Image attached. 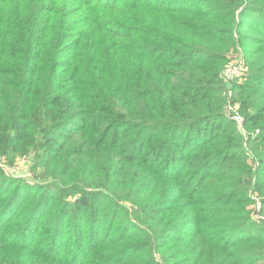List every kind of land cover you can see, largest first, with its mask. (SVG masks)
I'll return each instance as SVG.
<instances>
[{
    "label": "trees",
    "instance_id": "16d2710c",
    "mask_svg": "<svg viewBox=\"0 0 264 264\" xmlns=\"http://www.w3.org/2000/svg\"><path fill=\"white\" fill-rule=\"evenodd\" d=\"M158 1L0 0V158L15 154L23 141L24 153H32L45 173L35 176L50 178L30 184L1 174L0 168V259L8 249L33 251L38 245L50 260L69 253L70 264H83L75 261L77 251L87 260L114 233L143 237L153 253L185 228L186 213L206 212L186 198L204 199V189L212 187L207 167L234 145L221 138L229 131L241 138L225 113L228 90L242 95L246 132L258 131L257 165L234 184L230 171L221 173L222 197L259 201L255 227L245 235L239 231L237 238L264 240V36L241 27L264 31V0ZM184 14L191 18L187 23ZM181 24L189 31L183 33ZM196 34L223 45L215 50ZM238 40L254 47L242 51L248 57L246 72L228 88L218 60ZM105 150L127 159L143 153L168 172L157 171L163 183L154 192L160 203L167 199L165 221L159 220L164 210H157L156 199L130 186L128 194L113 182L112 166L101 167V177L77 179L79 164L57 171L56 159L49 160L52 152L58 157L75 152L84 171L95 172V158ZM233 228L223 225L213 239ZM209 246V257H215L220 247ZM167 251H160L157 264H169Z\"/></svg>",
    "mask_w": 264,
    "mask_h": 264
},
{
    "label": "rangeland",
    "instance_id": "374dc122",
    "mask_svg": "<svg viewBox=\"0 0 264 264\" xmlns=\"http://www.w3.org/2000/svg\"><path fill=\"white\" fill-rule=\"evenodd\" d=\"M169 1L170 0H161L158 1V3L169 5L173 4V2L176 3L184 0H172V3ZM238 19L239 18L236 16V24L241 23ZM182 20L184 21L183 23H187L191 20V18L188 14H184L182 15ZM206 20L208 21V19ZM218 23L222 24V22ZM181 25L182 27H179L183 30V33L189 31V28L187 29L185 24ZM241 27L246 34H259L264 36V31H259L255 26L241 23ZM196 35L197 37H200V41L203 39L206 40L200 34ZM235 35L237 37L238 33ZM206 41L210 46L214 43L211 39ZM222 45L223 44L216 42L214 43V49L217 50L222 47ZM253 47L254 44L251 42L244 45L238 40L236 47L234 46L230 48L226 57L222 60H218V63L222 65L220 72L221 77H223L224 72L228 68H232L238 61H241L242 63L243 59V65L241 64L238 68V78H242L241 76L247 69L245 65V58H248L243 52L250 50ZM223 82L227 84L228 88H230V81L226 83L223 79ZM229 91L230 94H228ZM229 91L226 93V99L227 101L229 100V103L233 105V107L238 109L243 123L245 109H242L239 105L240 97L242 95L234 94L235 92L233 91L235 90ZM89 123L91 122L86 120V126ZM242 123L238 124L235 122L234 124L238 134L241 135V138L237 136V138H235V135L233 136L230 131L229 133H226V137L230 136V138H221L223 143L234 142L233 150L227 151L222 157L214 162L216 164L209 165L207 167L208 173L211 175L208 177L212 187L204 189L205 198L201 200L191 197L186 198L187 203L194 200L198 201L199 210H205L206 212L200 215L186 213L185 228H183L180 232H175L173 236L164 241L160 247H156L155 251L153 250V253L148 250L145 244H143V237L137 236L133 239H126L114 237V234H116L114 233L112 234V237H107V239L101 244L98 251L95 250L91 253L88 252L91 257H88L87 260H84V253L81 254L77 251L75 261L83 259V264H157L161 259L160 251L168 250L167 253L170 252V257L165 259V261H168L169 264H264L263 239L258 241L257 238H254L251 242H242L237 238L239 231H242L245 235L246 233L252 232V228L255 227V225L251 223H253L259 216L257 214V211L259 210V201L256 199L254 202L244 203L243 200H225V197L222 196L224 194L226 195V191L220 188V185H222L221 173L230 171L231 176L234 178L232 180V182L234 181V184L236 182V178H247L251 169L253 173L255 166L257 165L253 151L257 144V139L255 137L258 131L253 130L252 132L247 133ZM73 127L74 126H71V130H73ZM96 133L97 132H92V135H95ZM26 147L27 146L23 145V141H20L17 143V150L15 151V154L11 155L6 160L0 158L1 174L13 177L14 179H20L21 182L28 181L30 184L37 183L38 185H41L44 182L49 181L50 178H37L35 176V173L39 175H44L45 173L43 168L40 167V162L35 160V156H33L32 153H24ZM67 155L64 157H58V154L55 152L49 154L50 161L56 159L54 166L58 169L57 171L68 170L70 165L79 164L76 171V178L79 179L82 176L97 175L96 177H101V167L108 170L112 166L114 169H110V173L113 174V176L115 175L113 182L123 185L126 193L129 194L127 187H133L134 191H139L141 196L146 195L147 193L150 195L152 200L156 199L155 205L158 211L166 209L167 199L165 197L162 198L160 203L159 193L157 195L154 194V192L160 191V186L163 183V180L160 179V176L157 173V171L160 170V165L158 162L154 164L152 159H150V157H145L143 153H135L132 159H127L123 155H120V153L115 154L114 151L108 153V150H105V155L95 158L97 159L99 165V167H95V172H85L83 164L76 161L75 152L69 153L70 156ZM165 173H168L165 169L159 171L160 175ZM197 177L198 176H194V180L189 184V187H192ZM208 177L206 179H208ZM138 181L141 182L139 188L136 186ZM144 184L148 186L145 188ZM41 191L42 189L38 193ZM251 197L255 196L252 195ZM25 207L26 205L23 204L20 206V210ZM254 207H256V211L253 210ZM164 213L165 210L160 212L162 218L159 220L164 218L165 221L166 217H163ZM231 224L234 227L233 230L217 235L215 237L216 240L213 239L216 229L220 230L223 225ZM161 225H163V223ZM237 226L238 228H236ZM243 227H248L246 228L248 230L244 231ZM211 231H213V234L210 233ZM256 235L258 236L260 234L257 233ZM36 236L43 237V234L38 233ZM210 239L213 240L210 242L213 246L216 244L220 247V249L215 252V257H213V255H210L209 257V254L207 253L208 248H210V243H207V241ZM68 242L69 245H65V247L70 250L71 242ZM40 249H43V247L38 245L35 249H33V251L21 248L8 249L5 251L6 255L3 259H0V264H70L69 261L71 262V260H69L71 254L69 253L62 255L59 258H54V260H50L46 256H42ZM213 249H215V247H211V251H213ZM242 249L246 252H244V254H239L237 251ZM175 251L179 252L175 254ZM161 264H164V262Z\"/></svg>",
    "mask_w": 264,
    "mask_h": 264
},
{
    "label": "built area",
    "instance_id": "2783aa9c",
    "mask_svg": "<svg viewBox=\"0 0 264 264\" xmlns=\"http://www.w3.org/2000/svg\"><path fill=\"white\" fill-rule=\"evenodd\" d=\"M241 61H238L236 63V65H234L232 68H228L224 74H223V79L226 83H228L229 81L235 79L236 77H238L239 75V66H241ZM229 91V90H228ZM230 94V91L229 93ZM225 113L226 115L230 116L236 123L241 124L242 123V117L238 111L237 108L233 107V105H231L229 103V100L227 101V105L225 108Z\"/></svg>",
    "mask_w": 264,
    "mask_h": 264
}]
</instances>
